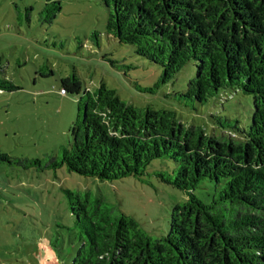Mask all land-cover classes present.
Instances as JSON below:
<instances>
[{
	"label": "trees",
	"instance_id": "1",
	"mask_svg": "<svg viewBox=\"0 0 264 264\" xmlns=\"http://www.w3.org/2000/svg\"><path fill=\"white\" fill-rule=\"evenodd\" d=\"M100 1L108 8L106 35L161 67L155 85L138 86L141 91L153 92L192 62L188 87L166 96L202 105L237 88L252 97L248 124L210 113L209 132L181 122L170 109L136 108L101 83L79 97L71 140L59 157L0 152V162L66 166L100 180L141 177L156 159L175 164L172 171L151 172L186 193L172 206L169 230L160 238L117 204L66 189L83 235L73 264H264V0ZM60 9L47 0L39 16L50 22ZM90 37L98 44L100 33ZM0 83V90L18 89ZM60 83L63 94L81 91L75 74ZM200 188L208 201L196 193Z\"/></svg>",
	"mask_w": 264,
	"mask_h": 264
},
{
	"label": "rangeland",
	"instance_id": "2",
	"mask_svg": "<svg viewBox=\"0 0 264 264\" xmlns=\"http://www.w3.org/2000/svg\"><path fill=\"white\" fill-rule=\"evenodd\" d=\"M46 1L0 0V81L18 88L0 90V152L43 161L59 157L69 146L79 97L101 83L136 108L170 109L181 122L209 132L214 131L210 113L248 124L252 97L237 88L216 93L202 105L166 96L188 87L195 74L192 62L153 92L141 91L138 86L155 85L161 67L135 54L132 45L106 35L108 8L100 0H53L61 9L50 22L39 16ZM93 31L100 33L98 44L90 37ZM73 74L81 91L63 94L60 80ZM174 168L156 159L141 177L100 180L66 166L24 169L0 162V264H73L83 235L75 226L66 189L117 204L160 238L169 230L172 206L184 201L186 193L151 172ZM203 192L196 191L208 201Z\"/></svg>",
	"mask_w": 264,
	"mask_h": 264
}]
</instances>
